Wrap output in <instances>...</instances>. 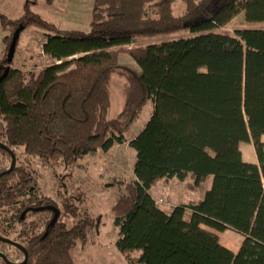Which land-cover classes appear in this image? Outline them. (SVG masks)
<instances>
[{
  "label": "trees",
  "instance_id": "1",
  "mask_svg": "<svg viewBox=\"0 0 264 264\" xmlns=\"http://www.w3.org/2000/svg\"><path fill=\"white\" fill-rule=\"evenodd\" d=\"M177 1L185 5L178 16ZM37 2H28L16 21L0 16L4 28L47 32L43 53L61 62L39 72L12 68L0 80V153L14 155L0 172V207L17 212L21 224L34 209L52 213L45 231L20 246V264H74L72 250L85 246L100 225L69 199L62 213L42 196L30 158L71 168L108 152L126 143L149 101L151 119L129 143L136 180L108 184L124 188L112 213L127 264H264V29L216 32L241 15L248 24L264 23V0H95L89 33L58 29L32 9ZM186 31L194 37L126 48L137 38ZM12 37L4 38L8 47ZM121 53L140 72L126 77L123 110L109 120ZM3 63L0 77L11 66L6 58ZM244 143L254 145L258 164L244 160ZM188 177L192 191L211 178L212 186L197 203L162 210L150 189L163 179ZM55 209L61 215L53 223ZM66 214L78 218L71 227L61 220ZM202 226L242 235L239 251Z\"/></svg>",
  "mask_w": 264,
  "mask_h": 264
},
{
  "label": "rangeland",
  "instance_id": "2",
  "mask_svg": "<svg viewBox=\"0 0 264 264\" xmlns=\"http://www.w3.org/2000/svg\"><path fill=\"white\" fill-rule=\"evenodd\" d=\"M26 1L33 0H0V16L16 21L20 19L24 12ZM95 0H54L51 4L48 0H38L37 6L32 9L43 16L45 19L53 22L58 29L62 31H81L89 33L91 31L92 7ZM185 10V5L181 1L174 4V13L178 16ZM54 16V17H52ZM241 29H264L262 24H248L243 15L237 17L227 28L216 31L217 33L231 34ZM12 27L4 28L0 18V68H3L4 58L7 57L8 45L4 42L7 36H13ZM17 46L16 63L10 64L11 69L15 66L20 67L19 63L30 56L28 66L23 67V71L39 72L48 68L58 61L50 57H45L43 52V43L46 40L47 32L36 27H29L22 32ZM182 37H194L189 31L172 34L168 36L143 37L137 38L131 46V49L138 46H150L163 42L178 40ZM15 58V57H14ZM26 60V59H25ZM71 60V59H70ZM120 67L114 73L111 85V106L108 111V119H116L122 112L124 106L123 85L125 79L133 80V72L139 73L140 68L137 62L127 53L120 54ZM27 63V61H25ZM5 70V69H4ZM154 110V102L149 101L143 109L137 121L131 129L125 134L126 143L115 145L110 151L98 154L96 157L88 156L80 161L77 166L67 168L63 163L58 162L53 168L44 167L39 158H30L32 169L37 172V185L42 196L53 198L62 213H65L64 200L69 199L79 212L88 211L94 218L100 220L99 227L89 234L88 243L83 246L78 244L72 250L74 264H127L125 256L117 248L119 239L118 228L114 224L112 207L115 200L124 194L122 186L110 187L109 183L113 179L133 182L136 180L134 167L136 163V152L129 146V143L137 137L145 128ZM264 142V137L262 138ZM253 150V156L257 160L256 150L253 144H242L241 151L248 158ZM17 155H22L21 149L15 150ZM11 165V160L0 153V172L7 170ZM178 183L176 194L182 202H188L187 199L196 200L211 188L212 181L209 184H203L198 190L192 191L188 185L192 180L190 177L185 180H175ZM161 199V198H160ZM159 200V199H158ZM164 204L159 207L166 211H171L174 207V201L170 197H163ZM166 202L170 203L168 206ZM36 211V210H35ZM59 211V212H60ZM25 214V223L21 224L16 219V213L8 206L0 207V234L4 240L1 242L0 252L5 253L12 262H21L23 254L20 246H25L28 237L33 234H40L45 231L47 224L52 218L51 212L36 211ZM60 213L58 219L60 217ZM61 220L71 227L78 218L72 214L62 216ZM22 231L26 236L21 237ZM225 236H230L231 240L238 239L235 231L226 232ZM229 234V235H228ZM222 234L221 242L223 245L228 240ZM18 244V245H16ZM137 253L134 257H139ZM3 257L0 258V264H3Z\"/></svg>",
  "mask_w": 264,
  "mask_h": 264
},
{
  "label": "crops",
  "instance_id": "3",
  "mask_svg": "<svg viewBox=\"0 0 264 264\" xmlns=\"http://www.w3.org/2000/svg\"><path fill=\"white\" fill-rule=\"evenodd\" d=\"M95 2V1H94ZM36 6H37V3L35 4ZM93 6H94V4H93ZM92 10H93V7H92ZM52 17H54V16H52ZM21 37H22V35H21ZM46 41V40H45ZM45 41H44V43H45ZM44 43H43V45H44ZM42 54H43V52H42ZM45 57H47L45 54H43ZM17 57H19V56H17V52H16V54H15V58H14V62L16 63V58ZM18 59V58H17ZM26 59V60H25ZM25 59H23V62L22 63H19L20 64V67L21 66H28V62H31L30 61V56H27V58H25ZM25 61H27V63L25 62ZM16 68L15 69H19V70H24L23 69V67L22 68H20V67H18V66H15ZM25 68V67H24ZM241 149H242V145H241ZM243 153V158H244V160L246 161V162H248V163H253V164H257L258 163V159L257 160H255V157L253 156V150H249V153L251 154L250 156H248V158L247 157H245V154H244V152H242ZM175 180H177L176 178H174V179H171V180H167V179H164V180H162V181H160V182H158L154 187H152L151 188V190H150V193H151V195L153 196V198L156 200V201H158V199L160 200V198L162 199L163 197H170L173 201H174V207H176V206H182V205H187V204H189V203H191V202H194V203H197L198 201H200L201 199H203V197H204V195H203V197H201V198H199V199H196V200H191V199H187L188 200V202L186 203V202H180V201H182L181 199H179V197H178V195L176 194V187L178 186V183H176L175 182ZM210 181H212V178L211 179H209L208 180V182H207V184H209L210 183ZM192 183V182H191ZM199 189V188H198ZM197 189V190H198ZM161 208V207H160ZM162 209V208H161ZM162 210H164V209H162ZM165 212H167V213H170L171 211H166V210H164ZM204 229H206V230H208V231H211V232H213V233H216L219 237H220V239L222 238V234H224V236L225 235H227V234H225L226 232L228 233V232H231L232 230H227V231H225L224 233H219V232H216V231H214L213 229H211V228H209V227H206V226H202ZM238 234V233H237ZM229 235V234H228ZM230 236H225V238L228 240V243L227 244H225L224 246L226 247V248H228L229 250H231V251H233L234 253H237L238 251H239V249H240V245H241V243H242V241H243V236H241L240 234H238V239H236V240H231L230 238H229ZM2 254L6 257V258H8V256L5 254V253H2V252H0V258H2ZM23 254V253H22ZM23 257H24V254H23ZM10 262H12L10 259H8ZM23 260H24V258H23ZM23 260L21 261V262H12V263H15V264H20V263H22L23 262Z\"/></svg>",
  "mask_w": 264,
  "mask_h": 264
},
{
  "label": "water",
  "instance_id": "4",
  "mask_svg": "<svg viewBox=\"0 0 264 264\" xmlns=\"http://www.w3.org/2000/svg\"><path fill=\"white\" fill-rule=\"evenodd\" d=\"M25 30V26L24 25H20L16 31L14 32L13 34V37H12V41L9 45V48H8V52H7V57H6V61L8 64H11L14 60V57H15V54H16V50H17V45H18V42L20 40V37H21V34L22 32ZM11 70V66H8L5 71H4V74L0 77V80H2L5 76L8 75V73L10 72ZM3 174H0V177L2 176ZM36 211H41L42 208H38V209H35ZM59 210L58 209H55V216H54V220H53V223H56L57 220H58V216H59ZM0 240H3V241H6V242H9L8 240H4L3 238H0ZM3 258H6V257H3Z\"/></svg>",
  "mask_w": 264,
  "mask_h": 264
},
{
  "label": "bare ground",
  "instance_id": "5",
  "mask_svg": "<svg viewBox=\"0 0 264 264\" xmlns=\"http://www.w3.org/2000/svg\"><path fill=\"white\" fill-rule=\"evenodd\" d=\"M28 2H29V1H26L25 4H24V6H25ZM30 2H32V1H30ZM33 6H35V5H33ZM38 14H39V13H38ZM39 15H40V14H39ZM21 17H22V16H21ZM21 17H20V18H21ZM15 31H16V30H15ZM18 43H19V42H18ZM17 46H18V45H17ZM16 51H17V50H16ZM60 63H61V62H58L57 64H60ZM8 154H12V153H8ZM8 154H7L6 156H8ZM12 156H13V158L11 159V165H12V162H13V159H14V155H13V154H12ZM257 164H258V163H257ZM11 165H10V166H11ZM163 180H164V179H163ZM167 180H171V179H167ZM161 181H162V180H161ZM206 183H207V182H206ZM153 187H154V186H153ZM199 188H200V187H199ZM150 190H151V189H150ZM195 191H196V190H195ZM150 194H151V193H150ZM152 197H153V196H152ZM156 202H158V201H156ZM157 204H158V203H157ZM158 205H160V204H158ZM176 207H177V206H176ZM173 208H174V207H173ZM32 212H36L35 209H34ZM232 231H233V230H232ZM241 236H242V235H241ZM1 242H5V241L2 240ZM21 251H22V250H21ZM2 257H5V256L2 254Z\"/></svg>",
  "mask_w": 264,
  "mask_h": 264
},
{
  "label": "built area",
  "instance_id": "6",
  "mask_svg": "<svg viewBox=\"0 0 264 264\" xmlns=\"http://www.w3.org/2000/svg\"><path fill=\"white\" fill-rule=\"evenodd\" d=\"M7 157H8L9 160H11V159L13 158L12 154H8ZM157 203H158V204H164L165 202H164V200L160 199V200H158ZM166 204H167L168 206H171V204L168 203V202H166Z\"/></svg>",
  "mask_w": 264,
  "mask_h": 264
},
{
  "label": "flooded vegetation",
  "instance_id": "7",
  "mask_svg": "<svg viewBox=\"0 0 264 264\" xmlns=\"http://www.w3.org/2000/svg\"><path fill=\"white\" fill-rule=\"evenodd\" d=\"M16 245H18V244H16ZM19 247H20V245H18ZM23 253V252H22ZM24 261V260H23Z\"/></svg>",
  "mask_w": 264,
  "mask_h": 264
}]
</instances>
